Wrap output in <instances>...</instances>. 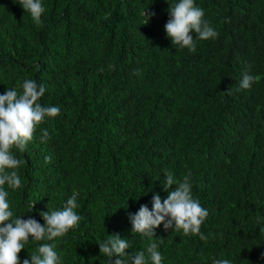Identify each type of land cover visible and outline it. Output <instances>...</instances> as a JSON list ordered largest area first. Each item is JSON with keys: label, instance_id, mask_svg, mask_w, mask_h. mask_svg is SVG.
Listing matches in <instances>:
<instances>
[{"label": "trees", "instance_id": "obj_1", "mask_svg": "<svg viewBox=\"0 0 264 264\" xmlns=\"http://www.w3.org/2000/svg\"><path fill=\"white\" fill-rule=\"evenodd\" d=\"M260 47L264 0H0V264H264Z\"/></svg>", "mask_w": 264, "mask_h": 264}, {"label": "clouds", "instance_id": "obj_2", "mask_svg": "<svg viewBox=\"0 0 264 264\" xmlns=\"http://www.w3.org/2000/svg\"><path fill=\"white\" fill-rule=\"evenodd\" d=\"M258 52V53H257ZM253 53H257L252 55ZM253 53H251V55L253 56L255 63H256V67L258 70H264V49L260 47V49L258 51H254ZM45 162V167L47 169V171H53L55 170V168L57 167H61L63 165H65L66 163L64 161L61 162H55L51 159H43ZM263 160V157L261 155H258L257 157V162H261ZM57 166V167H56ZM145 180L144 177L138 181L141 182ZM163 192L165 197L168 196V193L166 191V189L163 187ZM239 194L238 190H235V198H236V205L235 208L233 209V211L227 216L226 218V223H229L231 226H236V225H241L243 222V218L245 217V215L247 214V211L249 209L250 205H241V204H237V196ZM217 204V197L215 195L210 196L207 199H203L201 201H198L195 209L193 212H188L185 215V217H183L179 223H177L174 219L175 222V227L180 228V230L184 229L183 227V223H185L187 225V223L189 225L191 224H196L195 223V219L197 218H202V220H206L208 217V212L212 211L214 209V207ZM228 224V225H229ZM177 228V230H178ZM254 230L253 228L249 227L248 225H245L244 227V231L242 233H239L237 236H248L249 238H251L254 235ZM156 250H158V248H156ZM257 251V253H256ZM252 254L253 257L257 256V259H262L264 257V243L262 244H257L255 246V252L254 253H250Z\"/></svg>", "mask_w": 264, "mask_h": 264}]
</instances>
